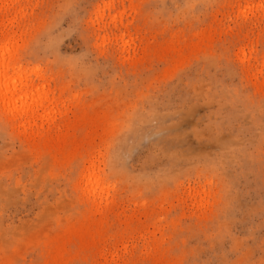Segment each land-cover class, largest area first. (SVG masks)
<instances>
[{"label":"rangeland","instance_id":"1","mask_svg":"<svg viewBox=\"0 0 264 264\" xmlns=\"http://www.w3.org/2000/svg\"><path fill=\"white\" fill-rule=\"evenodd\" d=\"M5 54L0 264H264V0H0Z\"/></svg>","mask_w":264,"mask_h":264},{"label":"bare ground","instance_id":"2","mask_svg":"<svg viewBox=\"0 0 264 264\" xmlns=\"http://www.w3.org/2000/svg\"><path fill=\"white\" fill-rule=\"evenodd\" d=\"M10 58H9L8 62L10 61ZM8 62L6 59V54L0 55V71H1L0 72V93H1V95H3V97H5V99L1 95L0 96L4 100L8 99L6 101H8L9 105L12 108H15V106L18 103H21V104L25 103V101H23V99L28 98L27 97L28 91L27 90L22 91L21 90L22 88H20V87H19L20 89H18V86H16V82H17V79L21 78V74H18V72H17L18 68L17 67H12V65ZM25 87H27V86H25ZM8 93H10L12 96L10 95L8 97V95H9ZM23 106L24 105H22V107Z\"/></svg>","mask_w":264,"mask_h":264}]
</instances>
